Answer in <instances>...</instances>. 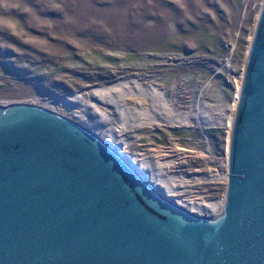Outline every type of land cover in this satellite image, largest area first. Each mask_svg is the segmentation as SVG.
<instances>
[{
	"label": "rangeland",
	"instance_id": "rangeland-1",
	"mask_svg": "<svg viewBox=\"0 0 264 264\" xmlns=\"http://www.w3.org/2000/svg\"><path fill=\"white\" fill-rule=\"evenodd\" d=\"M262 3L0 0V105L57 101L52 112L88 128L128 161L160 169V178L179 192L165 194L170 201L214 204L221 213L226 182L220 176L227 170L232 127L227 118H234L230 108L237 104ZM126 79L159 91L125 99L131 108H143L138 113L160 108L164 117L163 101L186 121L197 119L106 132L123 122L114 109L91 102L88 92ZM73 95L86 98V106L61 103Z\"/></svg>",
	"mask_w": 264,
	"mask_h": 264
},
{
	"label": "water",
	"instance_id": "water-1",
	"mask_svg": "<svg viewBox=\"0 0 264 264\" xmlns=\"http://www.w3.org/2000/svg\"><path fill=\"white\" fill-rule=\"evenodd\" d=\"M235 109L224 205L208 219L73 121L0 105V264H264V0Z\"/></svg>",
	"mask_w": 264,
	"mask_h": 264
},
{
	"label": "bare ground",
	"instance_id": "bare-ground-1",
	"mask_svg": "<svg viewBox=\"0 0 264 264\" xmlns=\"http://www.w3.org/2000/svg\"><path fill=\"white\" fill-rule=\"evenodd\" d=\"M115 83L116 82H114L113 85H111L110 87L107 86L105 88H98L97 90H93L91 92H88V94L90 95V101L91 102L95 101L97 103L104 104V105L114 109L115 116L120 119V122L121 121L123 122L122 124L124 126L119 125L116 128L111 127L109 130L106 131L110 134L111 133L118 134L121 131H123V129H126V128L129 129V128H133V127H143V126L154 127L155 123H163V124H166L169 126H181V125H186V124L192 123L193 121H195L197 119V118H195V119L191 118L190 121H186L182 112L176 111L173 108L167 107L163 101H160L161 106H159V107H162L164 109V111H165L164 117L158 111V110H161L160 108L159 109L158 108L157 109L151 108L152 111L148 110V112H149L148 115L147 114L143 115V114H141V112L138 113V111H136V109L142 110L143 108H141V107H139V108L138 107H136V108L132 107L131 108L125 102V99H127L128 97L134 96V95L142 97L144 94H146V95L151 94V95H155V97H156V95H158L159 91L157 92V89L154 86H149L147 88L143 85L140 86V84H138L136 81H134L132 79H126L125 82L114 85ZM152 99H153V97H152ZM85 100H86V98H84L82 95H80V96L73 95V96H66L65 98H63L61 103H63V104L67 103L70 105L71 104H77L79 106L81 105V106L85 107L86 106V105H84ZM21 104H26V103H21ZM57 104H58L57 101L45 100V101L34 102L31 105L52 112V111H54L52 109ZM235 107L236 106L234 104V105H232V107L230 109L233 111V109H235ZM88 108H91L92 112L95 111V109H93L92 106H90V104H89ZM52 113H55V112H52ZM57 115H59V114H57ZM101 115H102V113H101ZM125 115L127 117L123 118V116H125ZM128 115L130 117H128ZM169 115H171V116H169ZM231 115H232V113L230 114V117L227 118V127L228 128L231 127L232 120H233ZM59 116H61V115H59ZM62 117H64V116H62ZM101 120H103V119H101ZM81 127L86 129L87 131H89L90 134L94 135L95 137L100 138V137H98V135H96L94 132H92L88 128H85L84 126H81ZM100 139L102 140V138H100ZM114 142H116L120 146L127 145V143H125L124 141H114ZM107 143L109 144L108 141H107ZM118 152H116V153H118ZM128 162L131 164L133 170L136 171L140 175V178L142 179V181H144L149 187H151L153 189V191H155L160 197L165 198L166 197L165 194L169 195V196H175V194H179V192L176 191L175 184L172 181H170V179L160 178L164 175L161 173L160 169L156 168V166H153L152 164L151 165L146 164L144 162L135 163L132 160H130ZM156 163L159 164L158 162H154V164H156ZM164 164H169V163H164ZM220 177H221L220 179L222 181H226V176L224 174H222ZM195 179L196 180H203V181L213 180V178H200V179L195 178ZM195 179H193V180H195ZM174 182L176 183V181H174ZM175 204L184 208L188 212H190L196 216L203 217V218H208V217L211 218L210 216H207L206 213L212 214L215 212V214H216L219 212V208H217V210L215 209L216 205L205 204V203L199 202V201H195V202L191 201V202L186 203V205H183V204L177 203V202ZM219 205H221V204H218V207H220ZM193 211H196L198 213H194Z\"/></svg>",
	"mask_w": 264,
	"mask_h": 264
},
{
	"label": "built area",
	"instance_id": "built-area-1",
	"mask_svg": "<svg viewBox=\"0 0 264 264\" xmlns=\"http://www.w3.org/2000/svg\"><path fill=\"white\" fill-rule=\"evenodd\" d=\"M231 59V58H230ZM227 63H229V62H227ZM222 174H224L225 176H226V181L225 182H227V170L225 171V172H223ZM223 205H224V201H223ZM222 205V206H223ZM223 208V207H222ZM222 211V210H221Z\"/></svg>",
	"mask_w": 264,
	"mask_h": 264
}]
</instances>
